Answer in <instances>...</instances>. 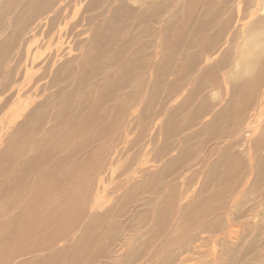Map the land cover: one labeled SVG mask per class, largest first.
I'll return each mask as SVG.
<instances>
[{
	"label": "bare ground",
	"instance_id": "bare-ground-1",
	"mask_svg": "<svg viewBox=\"0 0 264 264\" xmlns=\"http://www.w3.org/2000/svg\"><path fill=\"white\" fill-rule=\"evenodd\" d=\"M113 1L0 0V31L3 30L6 16L14 13V10L16 13V17L11 20L13 27L0 39V67L2 62L13 56L11 69L7 73L9 81L0 83V178L10 177L14 165L28 152L30 144L34 145L33 154L21 163L19 169L16 168L18 171L11 179L0 183V218L13 208H18L16 214L0 220V264L13 245L22 243L20 249H29L34 247L36 241L41 242L44 234L51 229L57 231L56 235L68 232L63 228L66 229L65 224L72 222L77 206L83 201L81 194L74 197L70 193L78 189L79 179L88 171L91 162L100 155L101 150L89 154L80 162H75L64 175L65 163L75 155L71 152L56 160L48 170L40 172L29 186L27 182L40 167L55 160L67 145L69 132L64 130L68 128L66 119L62 117L59 124L49 127L46 133L41 135L50 111L44 117L41 114L44 106L49 105V93H53L55 97L52 104L58 105L59 95L66 90L63 84L68 80L64 72L71 65L66 56L70 55V50L85 44L86 41L87 46L85 45L79 67V82L71 95L74 92L84 93L90 84L105 75L107 68H118L123 63L117 72L105 76L104 81L100 82L101 89L96 87L98 97L95 99V116L104 114L108 123L103 122L96 128L94 136L88 142L91 143L105 134H114L123 113L140 103L147 87L146 83L129 93L122 104L107 109L119 99L121 93L135 83L147 67L148 57L144 56V52L149 50L148 48L139 49L129 59L126 55L140 44L141 40L151 38L155 29L159 35L160 56L157 58L152 85L148 87L147 102L142 106V118L133 120L127 132L128 135L133 134V139L127 142L113 172H117V183L130 180L131 188L124 194L123 202L128 200L127 197L131 193L139 192L141 186L155 187L159 181L165 180L173 171L188 163L196 154L194 149L197 140L206 141L207 144L220 143L207 160L208 171L192 172L188 178L193 186L187 190V196H184L185 209L175 226L172 245L188 238L194 232L195 224L204 217L203 213L224 201L223 198L236 188L235 183L246 164L251 170L250 188L264 195V124L259 122L260 125H256L253 131L246 132L248 136L245 142L249 139L250 146L244 152L239 150L240 140H235L238 134L243 133L238 124L234 138L230 135V129L235 122L245 121L252 108L258 105V100L262 99L264 102V0H261L259 8L253 10L255 13L251 12L249 17L247 15L254 5L252 0H182L180 4L172 0H115L118 2L115 6L112 5ZM234 4H237V11L228 13ZM173 6H176V10L169 11ZM50 13L55 15L49 17ZM93 13H97V16L98 13H105L106 18L92 32V23L97 17L94 15L89 18ZM166 13H172V16L165 22L162 16ZM45 16H48V20L41 23ZM68 17H72V20L69 21ZM222 18L224 21L221 22ZM84 23L90 24L84 28ZM234 26L239 28L230 35ZM28 29H32V32L26 36ZM90 32V38L83 41L86 33ZM67 36L69 40H79L76 43L79 44L68 48L64 43ZM23 39L26 43L21 45ZM241 39L243 42L234 48V43L237 44ZM117 47L118 52L114 53ZM227 70L228 72H225ZM179 71H183V76L173 80V76ZM198 71L200 75L194 77ZM51 74V80L42 83ZM188 79H192L190 89L172 103L171 101L186 88ZM171 81L174 85H171ZM201 95L203 100L200 102L198 98ZM86 100L89 101V98ZM11 101L14 104L10 111L2 114ZM165 109H169V112L167 118L162 121L160 130L163 144L154 157L156 160L171 152L173 140L183 132L196 128L202 121L203 127L183 140L182 152L163 169L157 180L153 178L149 183L144 182L143 175L152 170H142L141 167L129 178L130 169L135 164V159H129L130 147L132 144L137 146L145 136L155 137L152 129L160 122ZM105 110L107 111L104 112ZM92 119L91 115L81 123L78 132L80 136L89 132ZM17 120H20L18 125L14 124ZM242 122L239 123L241 126ZM73 127L74 123L70 128ZM39 134L41 137L35 138ZM220 140L226 142H218ZM146 151L148 149L142 146L137 154H146ZM3 185L8 186L3 189ZM212 188L224 193H212ZM18 190H21L19 194L16 193ZM53 194L61 196L62 199L60 197L58 204L50 205L46 201ZM200 196L207 199L203 204L207 206L201 213L193 214L201 203V199L198 200ZM172 198L173 196H170L158 208L154 228L136 241L126 264H135L145 250L150 248L151 241L158 239L167 228L173 218L175 204ZM123 206L120 204L117 208L121 209ZM117 208L106 212L101 220L91 219L80 238L77 237L79 240L71 255V261L76 260L74 264L81 263L98 241L102 240L98 229L103 222L99 221L105 220L108 224L120 212ZM238 212L235 213L238 215ZM236 222L227 238H224L228 243L224 244L225 250L224 246L222 248L224 252L219 254L220 264L236 262L245 237L250 236L254 228L247 226L251 229L246 233L247 228H239ZM14 227L16 230L12 232ZM240 239L241 243L237 244ZM255 242L246 249L251 252L256 250ZM160 249L156 253H159ZM245 252L243 251V255H246ZM173 255L165 264H172ZM39 261L35 260L33 263ZM21 264L28 263L24 261Z\"/></svg>",
	"mask_w": 264,
	"mask_h": 264
},
{
	"label": "rangeland",
	"instance_id": "rangeland-1",
	"mask_svg": "<svg viewBox=\"0 0 264 264\" xmlns=\"http://www.w3.org/2000/svg\"><path fill=\"white\" fill-rule=\"evenodd\" d=\"M172 1H176L180 4L182 0ZM260 2L261 0L251 1L252 5L254 4L255 6H252L251 11L247 15L248 17L251 15V12H253V10H257L259 8ZM117 3L118 2L114 0L112 5L115 6L117 5ZM175 10L176 6H173V9L172 7L169 8V11ZM235 11H237V4H234L230 11H228V13H233ZM98 14L99 15L97 16V13H93L89 16V18H93L94 15L97 16L92 23V32L96 27H98L102 22L105 21L106 14ZM54 15L55 13H50L49 17H53ZM170 16H172V13H166L162 16V18L166 22L170 18ZM15 17V10L14 13L12 12L8 16H6L3 23V30L0 31V39L4 37L8 31L11 30V27H13L11 20ZM47 20L48 16H45V18L41 19V23H44ZM68 20H72V17H68ZM222 21H224V18L221 19V22ZM160 22L163 23V21ZM89 24L90 23H84L83 27L86 28L87 26H89ZM237 28L239 27L234 26V28L231 29L232 32L230 31V35H232V33L235 32ZM31 32L32 29H28V31L26 32V36ZM90 34L91 32L86 33L84 39L82 40L85 41V39H89ZM78 41L79 40L75 39L69 40V36L64 39L65 46L67 45L68 48H74L79 44H76ZM86 42L85 44L83 43L82 45L77 46V48L70 50V55L66 56L69 65L70 63L71 65L68 70L64 72L65 77L68 78V80L63 84L64 87H66V90L59 95L58 105L54 106L55 104H52L55 97L53 96V93H49V105L44 106L42 112L43 114H41V116L44 117L50 111L43 124L41 135L45 134L46 130L49 127L53 126L54 124H59L62 117L66 119V126L68 128L64 130L69 132L67 145L64 146L63 151L55 158V160L47 165L40 167L38 172L33 174L27 182V185L29 186L32 182L35 181L40 172L48 170V168H50L56 162V160L66 157L71 152H74L75 155L73 159L65 163L66 169L63 170L64 175L67 174V172L69 171L67 169H69L71 165H74L75 162H80L89 154L101 150L100 155H98L94 159V161L91 162V166L88 171L84 173V175L79 179L80 184L78 189L72 190V192L70 193L74 197L81 194L83 201H81L77 206V209L73 214L74 218L72 219V222H66V229L63 228V230H68V232L64 234L59 233L56 235L57 231L54 232V230L51 229L44 234L45 237L41 242L36 241L33 244L34 247H31L29 249H20V245H22V243H20L19 245H13L10 247L5 259H3L2 264H21L24 261L28 264H30L29 262H32L31 264H74L76 260L75 262L71 261L73 247L79 240L78 238H80V236L83 234L85 227L90 223L91 219L97 220L99 218L101 220L106 212H110V210H112L113 208H117L120 204L124 206L121 209L117 208L120 212L114 219H112V221H109L108 224L104 222L105 220L99 221L100 223L103 222V224L98 229V233L102 236V240L98 241L97 245L94 246L91 251H89L86 257L83 258V260L79 264H126L127 257L134 249L136 241H138V239H140L141 237H145L154 228L156 224L155 214L157 213L158 208H160L163 202L166 201L170 196H173L172 200L175 204L172 211L173 218L171 222L168 224L167 228H165L163 233L159 235L160 239L158 238L151 241L149 246L150 248L145 250L142 257L137 262H135V264H165L172 254H174L171 257L172 264H220L219 254L221 251L222 253L224 252L222 248L226 242L228 243V241H225L224 238H227L230 230L233 227V224L235 225L234 222L236 221L239 222H236L239 228H241L242 226L243 229L247 228L246 233L251 229H249V227L254 226V228L253 230H251L252 233L250 234V236H246L247 238L245 237L243 246L240 251H238L237 259L234 264H264V195L263 193L258 191L254 192L253 189L250 188L251 170L247 164L244 170L240 173L238 181H236L235 183V186L237 185L236 188L230 194H228L227 197L223 198L225 200L203 213L204 217L200 222L195 224L194 232L190 236H188V238L181 242H178L175 245L171 244L172 238L174 236L175 226L180 218H182L181 216L183 215V210L185 209L184 196H187V190L193 186V183L190 184L188 178L192 172L201 170L205 173L206 171H208L209 164L207 163V160L211 156L213 149L216 148L220 143L211 142L207 144L205 143L206 141L204 142L203 140H197L198 142H195L196 146L194 149V152L196 154L188 163L173 171V173H171L165 180L161 182L159 181L155 187L150 188L149 185H146L147 187L145 188L141 186L140 189H138L139 192L135 194L131 193V195L127 197L128 200L126 199V201L123 202L124 194L131 188L129 183L130 180L126 179L121 184L120 182L117 183L118 180L115 179V174L117 172H113L115 171L114 168L117 159L125 149L127 142L133 139V134L128 135L127 133L129 128L131 127L133 120L142 118V106H144L147 102L149 96L148 87L152 85L153 73L155 72L157 66V58L160 56L159 35L157 30L155 29V33L151 38L141 40L140 44L133 47V49L130 50L126 55L129 59V57H131V55L139 49H142L144 47L148 48L149 50L144 52V56L148 57L147 67L145 71L136 79L135 83L131 85L130 88L121 93L119 95V99L116 102L112 103V105L106 108L109 110L113 106L115 107L122 104L129 93L133 92L143 83H146L147 87L144 89L142 99L141 101H139L140 103L133 109H129L128 112L123 113L122 120L114 131V134L112 133L113 135L110 134L106 136L105 134L100 137V139H95V141L91 143L88 142L94 136L96 128H98V126L103 122L104 124L108 123V120L105 118L104 114L95 116V111L97 109L95 99H97L98 97L96 87L98 86L99 89H101L100 82L104 81L105 76L117 72L120 67L123 66V63L118 68L114 69H108V64V66L106 67L107 70L105 71V75L100 77L98 81L96 80L97 82L94 81L92 84H90L89 87L84 91V93L77 94L76 92H74L71 95L70 93L75 91L77 83L79 82V67L83 60V51L87 46ZM242 42L243 39L238 40L237 44L234 43L235 45H233V47L236 48V46L238 44H241ZM25 43L26 41H24L23 39L21 45H24ZM117 50L118 47L116 48V50H114V53L118 52ZM18 51L19 50H17V52ZM12 58L13 56H10L5 60L6 62H2V66L0 67V83L4 80L9 81V74L7 73L11 69ZM228 70L225 72H228ZM199 75L200 73L198 71V73H196L194 77H198ZM182 76L183 71H179L175 74V76H173V80L177 78L181 79ZM51 78L52 74L49 75L48 78L42 83H47L49 80H51ZM192 79H188L189 81L186 85V88L171 101L172 103L181 98L190 89ZM171 85H174L173 81H171ZM87 98H89V101L86 100ZM198 99H200L199 101L201 102L203 100V95H201ZM70 100L71 104H69ZM13 101L8 104L2 114L10 111V108L14 104ZM257 102L258 105L252 108L249 113L250 116L247 117L245 121H240L242 122V126L239 124L240 122H235L230 129V135L233 137L236 134V129L240 126V131L243 133L238 134L235 137V140H240L239 150L243 152L246 151L250 146L249 139L245 142V139H247L248 136L246 132L250 133L251 131H253V128L259 126L260 123L264 124V102H262V99L258 100ZM51 105L52 107H50ZM106 111L107 110H105L104 112ZM168 112L169 109H165L160 122H158V124L155 125L154 129H152V131L154 132L153 135L155 137L145 136V138L140 141L137 146H134L132 144V147H130L128 153L129 159H135V164L130 169L128 175L129 178L135 175L138 168L141 167L142 170H152L150 172H145V175H143L144 182L149 183L153 178L157 180L158 175L162 173L163 169L167 167L171 161H174L176 157L182 152L183 140L188 137V135L199 132L203 127L204 121H202V123L196 128H193L190 131L183 132L175 139V141L173 140V145L170 150L171 152L163 154L161 156V159L156 160L154 157L163 144V136H161L162 134L160 129L162 128V121L167 118ZM187 114L185 119H187ZM91 115L93 119L89 124V132L86 135L80 136L78 132L79 129H81V123L84 120H87ZM189 115L190 114H188V116ZM185 119H183L184 123H186ZM19 122L20 120H17V122L14 124L18 125ZM72 123H74V127L70 128ZM35 124L37 126L38 121L35 122ZM62 134L64 135L65 131H63ZM41 135L39 134L35 138H40ZM218 142L225 143L226 141L220 140ZM82 145H85V147H83ZM142 146L144 148H147L148 151H146V154H137V151ZM82 147L84 149H82ZM149 149L151 150V153H149ZM33 151L34 145L30 144L28 152L14 165L12 169L13 172L10 174V177H1L0 183L3 184L2 182L4 180H7L8 182V180L11 179L12 175L16 173V171H18L21 163L27 160L33 154ZM136 154L138 156H136ZM129 162L132 164L131 161ZM64 175L61 174L60 176H63L64 178ZM8 185H3L2 188L4 189ZM20 192L21 190H18L16 193L19 194ZM213 192L217 194L224 193L219 189L217 190L212 188V193ZM24 193L25 192H23V194ZM137 194L139 195L137 196ZM60 197L61 196L59 195L53 194L52 196L48 197V200L46 202H49L50 205L58 204L57 202L59 201ZM198 200H200L201 203L198 205V207L195 208L193 214H197V212L201 213V211L207 206L203 205L207 200L206 198H201L200 196ZM17 209L18 208H13L2 218H0V220L7 219L13 216L18 211ZM144 212H146V214H143ZM235 212L240 213L238 214L240 215V217H238ZM235 217H237V220H235ZM15 230L16 227L13 228L12 232H14ZM253 240L254 242L256 241L255 243L257 247L256 250H252L251 252L250 249L248 250L246 248H249V246L254 243ZM236 243H241V239ZM159 248H161L160 252L156 253ZM243 251H246V255H243ZM248 251L251 253L249 254ZM35 260L40 261L33 263V261Z\"/></svg>",
	"mask_w": 264,
	"mask_h": 264
}]
</instances>
